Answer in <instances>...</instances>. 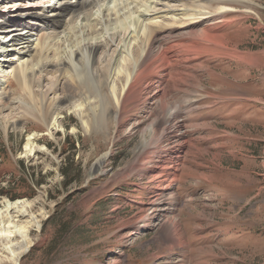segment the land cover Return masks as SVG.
<instances>
[{
    "label": "rangeland",
    "instance_id": "obj_1",
    "mask_svg": "<svg viewBox=\"0 0 264 264\" xmlns=\"http://www.w3.org/2000/svg\"><path fill=\"white\" fill-rule=\"evenodd\" d=\"M169 4L177 8L179 2ZM221 4L232 10L216 11L213 4L208 24L227 47L200 54L182 70L185 86L165 97L164 112L177 103L186 115V142L175 147L178 154L165 142L145 152L139 146L148 120H166L158 97H143L122 125L95 119L86 129L82 120L93 121L102 105L47 108L59 94L52 92L57 74L44 75L32 95L8 79L15 103L0 114V209L3 199L13 200L9 191L14 199H28L38 219L27 231L32 243L19 264H264V0ZM116 40L103 65L115 55ZM155 85L142 92L153 94ZM32 132V141L45 149L24 155ZM167 159L177 173L172 192L163 188L174 169L150 173ZM6 256L2 250L0 264H11Z\"/></svg>",
    "mask_w": 264,
    "mask_h": 264
},
{
    "label": "bare ground",
    "instance_id": "obj_2",
    "mask_svg": "<svg viewBox=\"0 0 264 264\" xmlns=\"http://www.w3.org/2000/svg\"><path fill=\"white\" fill-rule=\"evenodd\" d=\"M171 1L179 2V5L176 4L178 7L173 8L175 4L171 6ZM243 1L245 0H1L0 114L15 103L6 90L9 78L32 95V87L35 84L41 85V78L48 73L57 74L52 92L56 94L59 91V94L50 98L47 108L51 104L58 108L64 105L69 107L71 102L75 103V110H80L82 106L95 108L96 105H102V113H98L100 115H96V118L94 114L93 121L88 116L89 120H82L86 129L93 127L95 119L99 122L113 118L117 124L122 125V119L132 110L131 107L142 105L143 97L146 100L148 97H158L164 112L165 97L170 89L185 84L186 74L183 75L182 70L188 71L200 54L205 55L215 46L221 50L227 47L217 32L211 33L208 22L213 20V15L208 10L216 4V7L213 6L216 11L225 12L232 10V7L221 3ZM158 5L161 12L157 11ZM7 9L14 11H8L7 14ZM198 25L200 28L197 30ZM177 32H184L187 36L180 39L177 37L175 40L173 38L172 41L167 39H170L168 35L172 36ZM116 39L120 43L119 47H114L112 53L115 55L103 65L108 49ZM176 51L182 54L180 62L173 57ZM232 53L237 54L238 51L232 49ZM181 62L184 65H174ZM170 65L174 67L173 71L166 73L165 70ZM154 84L158 85H155L153 94L142 92ZM66 87L69 88L67 92ZM177 105L174 104L173 108L164 112L166 120L160 119L161 123L157 121V117L147 119V126L141 129L142 141L139 146L143 151L148 149L147 145H154L153 142L157 141L155 149H160L165 142L166 147L173 150L172 153L178 154L175 147L186 142V115L181 116ZM56 120L57 116L52 119L51 125L56 126ZM59 123L57 125L63 126L61 121ZM35 133L26 136L24 155H33L35 150L45 149V145H37L32 141ZM106 156L104 154L98 158L96 166ZM151 157L150 153L145 154L146 159ZM165 161L168 163L150 168V173L157 176L175 168L171 167L170 159ZM174 171L175 169L172 177L169 176L170 181L166 183L167 188H163L168 192H172L176 180L177 173ZM30 206L31 202L24 198L2 200L0 248L8 254L7 261L11 264L20 263V256L32 243L27 231L34 224L38 226V219L29 213ZM174 228L176 231L180 229L177 223ZM133 232L135 231L131 230L130 234Z\"/></svg>",
    "mask_w": 264,
    "mask_h": 264
},
{
    "label": "trees",
    "instance_id": "obj_3",
    "mask_svg": "<svg viewBox=\"0 0 264 264\" xmlns=\"http://www.w3.org/2000/svg\"><path fill=\"white\" fill-rule=\"evenodd\" d=\"M1 193H3V191H1ZM6 193L9 194V197L12 198V199H14L15 197H18L17 195L12 194V193L9 192V191H6Z\"/></svg>",
    "mask_w": 264,
    "mask_h": 264
}]
</instances>
